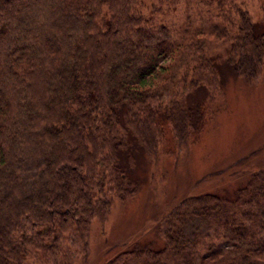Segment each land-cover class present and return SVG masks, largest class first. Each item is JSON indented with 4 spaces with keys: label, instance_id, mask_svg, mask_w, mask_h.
Listing matches in <instances>:
<instances>
[{
    "label": "trees",
    "instance_id": "16d2710c",
    "mask_svg": "<svg viewBox=\"0 0 264 264\" xmlns=\"http://www.w3.org/2000/svg\"><path fill=\"white\" fill-rule=\"evenodd\" d=\"M245 7L0 0V264L86 263L93 223L140 193L141 162L202 141L227 74L263 75L264 31ZM259 151L209 168L204 190L105 264H264Z\"/></svg>",
    "mask_w": 264,
    "mask_h": 264
},
{
    "label": "rangeland",
    "instance_id": "374dc122",
    "mask_svg": "<svg viewBox=\"0 0 264 264\" xmlns=\"http://www.w3.org/2000/svg\"><path fill=\"white\" fill-rule=\"evenodd\" d=\"M245 8L258 30L264 31V0H246ZM225 81V107L202 141L179 150L178 160L164 163L162 157L156 163L149 157L148 163L142 161L134 171L143 184L140 193L128 202H116L104 225L93 223L91 253L85 264H105L123 249L122 244L149 238L153 219L175 198L177 201L184 193L204 190L201 178L212 166L225 165L259 149L262 152L254 164H264V72L253 83L231 74Z\"/></svg>",
    "mask_w": 264,
    "mask_h": 264
}]
</instances>
